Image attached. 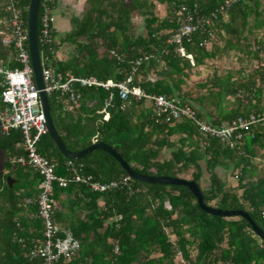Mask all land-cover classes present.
<instances>
[{"label": "trees", "instance_id": "16d2710c", "mask_svg": "<svg viewBox=\"0 0 264 264\" xmlns=\"http://www.w3.org/2000/svg\"><path fill=\"white\" fill-rule=\"evenodd\" d=\"M156 1L169 6L165 18L155 14L154 0H87L84 15L72 16L69 32L59 35L51 24V42L45 44L40 38L42 15L46 8L51 12L57 9L61 0H41V60L57 73L76 77L120 82L132 75V85L147 95L176 99L215 127L264 111L263 88L252 77L247 81H236L231 75L215 77L209 95L195 103L182 93L189 71L228 50H246L254 59L260 58L264 47L256 46L252 52L244 41L264 28L262 0H238L231 5L226 4L228 0ZM30 2L0 0V18L8 23L13 5L28 30ZM181 6L198 18L210 19L182 44L192 59L183 57L178 45L170 42L181 25L179 18L183 20L187 14H179ZM135 11L145 17V36H134ZM217 37L223 40L224 48L212 44ZM65 44L72 45L74 52L67 59H59ZM209 44L214 48L209 49ZM26 46L29 50L28 40ZM8 49L13 60L7 66L20 68L14 48ZM256 73L264 83V68ZM75 90L81 96V107L73 111L68 110L65 96L48 95L55 129L68 151L85 150L96 140L114 148L142 175L182 178L194 170L190 180L201 189L207 206L246 212L264 232V168L256 163L258 157L264 159V122L244 132L232 146L204 134L191 119H160L152 100L130 97L124 101L116 89L110 118L104 120L99 112L110 93L79 85ZM228 97L235 98L231 109L227 108ZM0 106L4 107L2 103ZM211 106L217 118L208 110ZM23 140L20 129L0 131L8 171L0 179V264L41 263L30 259L29 251L44 241V227L37 205L27 202L38 196L41 176L18 162L25 156ZM166 150L171 154L163 159ZM38 151L55 162L58 177L74 179L80 174L91 176L94 182L117 183L116 188L104 192L81 182L71 181L66 186L55 183L53 219L80 242L78 252L69 260L61 258L58 264H180V258L186 264H264V240L250 223L241 216L227 218L203 211L188 187L131 179L112 155L100 149L80 159H68L49 133L41 137ZM218 168L235 176L237 186H228ZM205 172L209 175L206 187ZM10 176L15 180L12 186L7 182Z\"/></svg>", "mask_w": 264, "mask_h": 264}, {"label": "built area", "instance_id": "2783aa9c", "mask_svg": "<svg viewBox=\"0 0 264 264\" xmlns=\"http://www.w3.org/2000/svg\"><path fill=\"white\" fill-rule=\"evenodd\" d=\"M238 0H228L227 5H231ZM12 11L11 18L4 27L0 29L1 43L6 48H14L16 52V62L20 68L11 69L0 60V130L8 133L11 128L20 129L23 134V149L25 156L18 159L24 166L32 168L41 176L38 185L39 194L36 199H28V203H35L38 207V217L44 227V241L36 244L29 251L30 259H39L40 264H58L61 258L71 259L80 249V242L68 230H63L55 223L53 211L55 206L54 185L59 183L66 186L68 182L75 181L90 185L93 190L104 192L117 187L116 182L99 183L92 181V177H85L76 174L74 179L58 177L55 173V162L48 160L38 151V143L42 136L49 133L45 115L40 101V90L34 79V70L26 43L28 40V30H25L20 11L13 5L9 7ZM187 12L185 6H181L180 15ZM180 27L171 36L170 42L178 45V50L183 57L192 59L187 55L182 47L183 42L189 39L190 35L202 27L209 24L210 19L203 20L195 16L193 12H187L185 18L181 20ZM53 15L50 9L45 10L41 18V41L45 44L51 42V32ZM42 62V77L44 91L47 94L60 93L66 98L68 110L73 111L81 107L80 94L75 90V86L97 87L108 91L109 98L105 102L99 114L104 120L110 118L109 108L115 97L114 90L118 91L119 97L127 101L130 97L136 99L147 98L152 100L154 110L158 118L166 121L191 119L204 134L213 138H218L222 142L232 145L235 141L243 138L244 132H248L255 125L264 122V111L251 113L246 117H239L231 123L221 127L211 126L197 117L196 111L188 105L181 104L176 99H169L165 96H150L142 89L132 85L133 78L129 75L124 81L114 80L101 81L96 77H76L70 73H57L50 66ZM140 63V61H138ZM263 65V64H262ZM93 143H97L96 140ZM181 263L186 262L181 258Z\"/></svg>", "mask_w": 264, "mask_h": 264}, {"label": "rangeland", "instance_id": "374dc122", "mask_svg": "<svg viewBox=\"0 0 264 264\" xmlns=\"http://www.w3.org/2000/svg\"><path fill=\"white\" fill-rule=\"evenodd\" d=\"M156 4L155 14L162 18H165L168 14L169 6L167 4H160L158 1L154 0ZM262 11L264 12V0H262ZM2 4H0L1 6ZM88 7L87 0H66L62 1L57 9L52 11L53 15V25L57 30L59 35H63L69 32L72 29L71 18L72 16L82 17ZM134 19V36L146 35L145 29V17L141 16L139 12L135 11L133 13ZM250 24L253 23V18L250 20ZM4 26V24H3ZM249 44L250 51L253 52L256 46L260 48L264 47V28L258 31H255L254 34L248 36V40L244 41ZM262 42L263 46L259 44ZM214 46L224 48L225 44L222 39L217 37L214 39ZM212 44L208 45V48H212ZM213 46V48H214ZM212 48V49H213ZM74 52V47L69 44L63 45L59 53H61L63 59H67L71 56V53ZM263 64V65H262ZM260 68V69H259ZM264 68V51L262 52L259 59H254L252 56L246 53V50H231L223 53V55L218 56L216 59L207 60L206 64L203 66H196L191 71L189 75L185 78V83L182 86V93L187 94V97L191 102L195 103L199 97H206L209 95V88L212 85V80L215 77L225 78L228 75H231L232 78L236 81H247L248 77H252L259 86L263 88V98L262 104H264V83H261L260 76L256 73L257 71L261 72V69ZM206 85L205 88L202 86ZM242 98V93L240 94ZM227 108L231 109L235 107V98L228 97ZM197 105V103H196ZM208 110L213 114L214 118H217L216 112L213 107H209ZM171 151L166 150L163 153V159L170 157ZM264 159L258 157L256 160L257 164H260V169L264 168ZM203 168L205 169V163L202 162ZM191 170L188 174L182 175V178L190 180L192 178ZM218 173L223 176V179L227 181L228 186H237V180L230 172H224L222 169H217ZM264 173V171H263ZM204 186L208 185L207 181L209 178L208 173H204ZM173 238V237H172ZM180 258V257H179ZM181 259V258H180ZM178 260V259H177ZM181 264V263H180Z\"/></svg>", "mask_w": 264, "mask_h": 264}, {"label": "water", "instance_id": "95a60500", "mask_svg": "<svg viewBox=\"0 0 264 264\" xmlns=\"http://www.w3.org/2000/svg\"><path fill=\"white\" fill-rule=\"evenodd\" d=\"M40 3H41V0H31L30 5H29V10H28L29 53H30V58L32 62V67L34 70V79L40 90L41 106H42V110L46 118L49 134L56 142L61 153L68 159H80L81 157L91 153L92 151L96 149L106 151L110 155H112L121 164V166L127 172L129 178L139 180L142 182L153 183V184L186 186L190 189V191L196 197L198 205L203 211L209 214H212V215L223 216L227 218L241 216L250 223L255 234H257L262 240H264V232L257 226V224L253 221V219L250 217L248 213L243 212V211L221 210V209L207 206L204 203L203 194L201 192V189L192 180L165 177V176L155 177V176H147V175L139 174L131 169L128 163L125 160H123L121 155L114 148H112L111 146L105 143H101V142L93 143L90 147L86 148L85 150L78 151V152H70L64 147L55 129V125H54L53 118H52L49 104H48V96L44 91V83H43V77H42L43 68H42V62H41V54H40V49H39V37H38V18H39ZM0 126H1V120H0ZM6 162H7L6 151L0 148V175L3 174V171L6 167ZM7 182L9 183L10 186H12L15 180L12 179L11 177H8Z\"/></svg>", "mask_w": 264, "mask_h": 264}, {"label": "crops", "instance_id": "0c3cea01", "mask_svg": "<svg viewBox=\"0 0 264 264\" xmlns=\"http://www.w3.org/2000/svg\"><path fill=\"white\" fill-rule=\"evenodd\" d=\"M62 1H66V0H61V2ZM3 24H5V20L0 18V29L5 26V25L3 26ZM58 58L63 59L61 53H58ZM0 60H2L5 63V65H8L9 62H11L13 60V53L8 48H6L2 45L1 40H0ZM1 149H3V148H1ZM6 155H7V151H6ZM7 173H8V171L6 170V167H5V169L3 171V175L6 176Z\"/></svg>", "mask_w": 264, "mask_h": 264}, {"label": "flooded vegetation", "instance_id": "af4514ba", "mask_svg": "<svg viewBox=\"0 0 264 264\" xmlns=\"http://www.w3.org/2000/svg\"><path fill=\"white\" fill-rule=\"evenodd\" d=\"M4 177H5V176H4L3 174H2V175H0V179H4Z\"/></svg>", "mask_w": 264, "mask_h": 264}]
</instances>
